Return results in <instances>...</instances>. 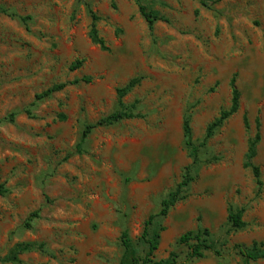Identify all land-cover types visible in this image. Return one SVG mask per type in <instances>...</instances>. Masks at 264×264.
I'll return each mask as SVG.
<instances>
[{"label": "rangeland", "instance_id": "obj_1", "mask_svg": "<svg viewBox=\"0 0 264 264\" xmlns=\"http://www.w3.org/2000/svg\"><path fill=\"white\" fill-rule=\"evenodd\" d=\"M142 1L164 17L152 30L134 0H0L29 17L0 13V117L17 112L0 123V264H119L121 232L136 242L191 163L184 116L193 139L203 138L230 105L234 74L240 107L200 150L187 196L162 220L155 258L173 250L177 264H242L234 244L264 240V0ZM90 11L107 49L89 37ZM135 78L122 98L134 117L95 128L77 151L84 125L116 111L117 89ZM257 117L260 188L243 166ZM230 204L244 208L246 226L225 236L221 255L186 262L177 238L201 226L222 239ZM20 243L42 248L5 261Z\"/></svg>", "mask_w": 264, "mask_h": 264}, {"label": "trees", "instance_id": "obj_2", "mask_svg": "<svg viewBox=\"0 0 264 264\" xmlns=\"http://www.w3.org/2000/svg\"><path fill=\"white\" fill-rule=\"evenodd\" d=\"M211 0H199L201 5L208 6ZM138 7L140 15L145 19L150 30L156 21L164 20L158 11L148 9L147 5L142 0H134ZM111 4L115 6V0H111ZM0 13L7 15L11 18H16L22 23H26L29 17L20 16L14 11L0 6ZM92 22L89 29V37L91 41L97 44L101 49H107L104 39L99 35L96 27L98 17L92 12ZM82 65L81 60L75 61L70 69H76ZM89 81L88 77L83 78ZM75 80L74 82H77ZM139 79L135 78L130 80L124 87L117 89L118 109L106 116L101 117L95 122L86 123L81 132L80 138L76 144V150L80 151L87 136L97 127L113 125L122 119L134 117L132 110L127 107L123 102V96L137 85ZM68 82L55 84L39 94L35 95L36 99H44L49 97L52 93L62 90ZM230 105L226 109H222L218 116L215 117L206 127L203 138L194 140L192 137V129L190 126V115H185L182 121V134L183 143L191 158V163L183 168L180 181L162 198L160 208L156 213L150 214L143 222L141 234L136 242L133 241L125 229L121 232L120 243L123 248L119 264H177L178 254L175 251H170L168 256L164 259H156L155 252L158 249L161 232L165 229L162 225V220L167 216L169 210L180 200L187 196V190L190 184L195 179L197 172L200 168L201 158L200 150L204 148L208 140L214 133L223 126V124L235 114L240 107L241 92L236 85V74H234L230 81ZM24 112L28 116H32L31 108H25ZM17 112L12 111L0 117V123L14 122ZM63 117V116H61ZM244 127L249 130V121L246 115L243 117ZM261 140L260 133V120L255 119L254 134L247 139L246 151L244 153L243 166L249 168L252 172L255 183L258 188L261 187V171L260 167L255 163L257 155V147ZM3 185H0V195L6 193ZM244 208L237 207L232 204L228 206L227 216L224 223V236L222 239L216 238L215 235L206 227H197L195 229L187 230L182 233L176 240V245L185 246L187 248L186 262L204 257L206 252H212L216 255H221L222 247L225 245V236L231 232H236L246 226L243 220ZM37 216V212L32 213L27 221L26 226H30V221ZM41 244L36 243H20L14 246L10 251L5 261H16L17 255L27 251L41 249ZM236 253L240 256L242 264H254L258 260L264 259V240H254L250 244L236 243L233 246Z\"/></svg>", "mask_w": 264, "mask_h": 264}]
</instances>
